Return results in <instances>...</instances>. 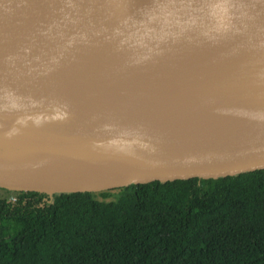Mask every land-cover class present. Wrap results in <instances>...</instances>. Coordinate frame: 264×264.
I'll use <instances>...</instances> for the list:
<instances>
[{"label":"water","instance_id":"obj_1","mask_svg":"<svg viewBox=\"0 0 264 264\" xmlns=\"http://www.w3.org/2000/svg\"><path fill=\"white\" fill-rule=\"evenodd\" d=\"M257 170L264 0H0V188L52 198Z\"/></svg>","mask_w":264,"mask_h":264},{"label":"trees","instance_id":"obj_2","mask_svg":"<svg viewBox=\"0 0 264 264\" xmlns=\"http://www.w3.org/2000/svg\"><path fill=\"white\" fill-rule=\"evenodd\" d=\"M2 190L0 264H264V170L52 198Z\"/></svg>","mask_w":264,"mask_h":264},{"label":"rangeland","instance_id":"obj_3","mask_svg":"<svg viewBox=\"0 0 264 264\" xmlns=\"http://www.w3.org/2000/svg\"><path fill=\"white\" fill-rule=\"evenodd\" d=\"M66 167V168H65ZM65 168V169H64ZM64 170L65 171H68V170H70V169H74V171H80V170H77L75 167H70V166H64ZM96 178H98V177H96ZM6 190V189H5ZM8 191V190H7ZM11 192H13V191H11ZM7 193V192H6ZM6 193H5V191L4 190H2V188H0V197L1 196H5L6 195ZM20 193V192H19ZM10 194H7L6 196H9ZM11 195H13L14 197H12L13 199L14 198H16L17 197V195H15V194H11ZM12 200V199H11Z\"/></svg>","mask_w":264,"mask_h":264},{"label":"bare ground","instance_id":"obj_4","mask_svg":"<svg viewBox=\"0 0 264 264\" xmlns=\"http://www.w3.org/2000/svg\"><path fill=\"white\" fill-rule=\"evenodd\" d=\"M254 51H255V50H253V49L250 50V51H248V53H247V55H246L245 57H249L250 55H252V53H254ZM63 168H64V166H63ZM65 168H66V167H65ZM65 168H64V169H65ZM79 172H80V171H79ZM96 177H97V176L94 175V176H90V177H88V178H83V180H86V182H87V181H99L100 178H99V177L96 178ZM102 179H104V178H102ZM102 179H101V180H102Z\"/></svg>","mask_w":264,"mask_h":264},{"label":"built area","instance_id":"obj_5","mask_svg":"<svg viewBox=\"0 0 264 264\" xmlns=\"http://www.w3.org/2000/svg\"><path fill=\"white\" fill-rule=\"evenodd\" d=\"M13 200H16V198H14Z\"/></svg>","mask_w":264,"mask_h":264},{"label":"flooded vegetation","instance_id":"obj_6","mask_svg":"<svg viewBox=\"0 0 264 264\" xmlns=\"http://www.w3.org/2000/svg\"><path fill=\"white\" fill-rule=\"evenodd\" d=\"M46 199V198H45Z\"/></svg>","mask_w":264,"mask_h":264}]
</instances>
